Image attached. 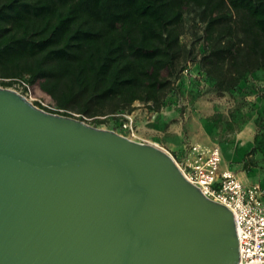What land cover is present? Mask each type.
I'll use <instances>...</instances> for the list:
<instances>
[{
	"label": "water",
	"instance_id": "obj_1",
	"mask_svg": "<svg viewBox=\"0 0 264 264\" xmlns=\"http://www.w3.org/2000/svg\"><path fill=\"white\" fill-rule=\"evenodd\" d=\"M234 214L173 157L0 87V264H239Z\"/></svg>",
	"mask_w": 264,
	"mask_h": 264
},
{
	"label": "trees",
	"instance_id": "obj_2",
	"mask_svg": "<svg viewBox=\"0 0 264 264\" xmlns=\"http://www.w3.org/2000/svg\"><path fill=\"white\" fill-rule=\"evenodd\" d=\"M189 14L198 49L183 42ZM189 65L219 93L264 75V0H0V80L39 84L63 115L159 110L185 92L197 100ZM262 167L264 111L243 170Z\"/></svg>",
	"mask_w": 264,
	"mask_h": 264
},
{
	"label": "rangeland",
	"instance_id": "obj_3",
	"mask_svg": "<svg viewBox=\"0 0 264 264\" xmlns=\"http://www.w3.org/2000/svg\"><path fill=\"white\" fill-rule=\"evenodd\" d=\"M193 24V16L191 14L187 15L183 42L193 45L198 49L201 45L198 39L200 31ZM183 77L190 88L196 89L200 85L197 88L202 93L200 98L193 101L187 92H185L177 96L173 103L163 106L159 110L151 109L149 106L137 102L131 112L135 118V123L140 116L144 120H150L165 113L163 116L168 117V124H173L179 129L182 128V144H185L186 152L183 158L188 156L187 153L190 145L198 144L193 142L201 138V133L203 131L205 133L206 130L212 139L216 138L219 140L223 151L229 157L235 156L239 163H243L247 153L253 146L254 136L257 132V119L264 111V75L259 74L250 77L249 81L242 84L239 93L236 91L233 93L217 92L212 86L204 83L197 72V68L193 65L190 66L188 71L183 73ZM191 81L196 82V84L192 85ZM0 87L14 89L12 86L5 85L2 80H0ZM29 93L30 101L37 107L53 114L63 115L62 112L56 110L54 100L40 89L39 84L31 86ZM69 117L84 121L98 129L114 131L120 135L129 137V133L119 125L120 122L121 124L123 122L121 115L116 117L112 115L100 116L98 119H93L81 118L78 114L73 113ZM159 125L161 126V124ZM169 139L176 141V145H178L179 141L177 142L175 135H171ZM248 139L251 140L248 141ZM132 140L158 145L166 152H169L177 161H181L165 145L166 143L156 141L151 135H146L142 127L138 128V125H136L135 136L132 137ZM223 158L225 159L223 160ZM229 160L231 159L222 156L221 170H224L223 166ZM248 177L250 182L258 180L264 186L263 167L257 168Z\"/></svg>",
	"mask_w": 264,
	"mask_h": 264
},
{
	"label": "built area",
	"instance_id": "obj_4",
	"mask_svg": "<svg viewBox=\"0 0 264 264\" xmlns=\"http://www.w3.org/2000/svg\"><path fill=\"white\" fill-rule=\"evenodd\" d=\"M12 87L30 101L31 85L25 80H15ZM121 116V127L129 133L128 138L132 139L136 132L135 118L132 113H123ZM187 155L181 161L171 156L184 176L205 196L227 206L234 214L240 249L239 264H264L262 183H246L234 171L221 170L222 154L218 146L207 148L192 144Z\"/></svg>",
	"mask_w": 264,
	"mask_h": 264
},
{
	"label": "crops",
	"instance_id": "obj_5",
	"mask_svg": "<svg viewBox=\"0 0 264 264\" xmlns=\"http://www.w3.org/2000/svg\"><path fill=\"white\" fill-rule=\"evenodd\" d=\"M165 113L160 115L159 117H154L150 120H144L141 116L136 120V125L138 128L142 127L143 132L147 135H151L156 141L166 143L165 145L176 155V157L180 160L184 159L185 152V144H182V128L175 127L173 124H168L169 119L168 117H164ZM158 115V114H157ZM182 121H184L182 119ZM140 122V123H139ZM161 124V126L159 125ZM182 124V123H181ZM147 125V126H146ZM152 127V128H151ZM159 127V128H158ZM203 127V125H202ZM205 130V128H204ZM208 132L205 130L201 133V138L196 139L193 143H198L203 147H213L218 146L221 150L222 156L226 157L227 159L230 158L231 160L225 162L226 164L223 166L224 170L230 169L238 174V176L246 183H250L249 177L247 172L243 170V163H239V161L235 158V156L229 157L222 148V144L219 143V140L216 138L212 139ZM248 134V133H247ZM171 135H175L178 145H176V141H172L169 139ZM251 139H248L250 141ZM241 151V148H240ZM231 153V152H229ZM232 154V153H231ZM225 158H223L224 160ZM251 174V173H250ZM251 182H260L258 180H254Z\"/></svg>",
	"mask_w": 264,
	"mask_h": 264
},
{
	"label": "bare ground",
	"instance_id": "obj_6",
	"mask_svg": "<svg viewBox=\"0 0 264 264\" xmlns=\"http://www.w3.org/2000/svg\"><path fill=\"white\" fill-rule=\"evenodd\" d=\"M154 146L159 147L158 145H154ZM159 148H160V147H159Z\"/></svg>",
	"mask_w": 264,
	"mask_h": 264
}]
</instances>
